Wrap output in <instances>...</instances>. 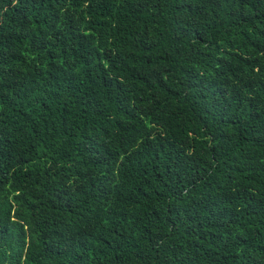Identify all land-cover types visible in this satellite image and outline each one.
Listing matches in <instances>:
<instances>
[{"label":"trees","instance_id":"16d2710c","mask_svg":"<svg viewBox=\"0 0 264 264\" xmlns=\"http://www.w3.org/2000/svg\"><path fill=\"white\" fill-rule=\"evenodd\" d=\"M0 264H264V0H0Z\"/></svg>","mask_w":264,"mask_h":264}]
</instances>
